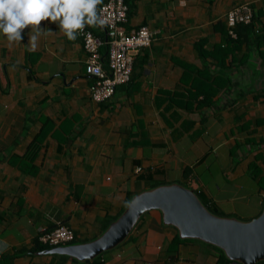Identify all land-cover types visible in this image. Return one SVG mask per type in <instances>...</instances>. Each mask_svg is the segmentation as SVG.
<instances>
[{
  "label": "crops",
  "instance_id": "1",
  "mask_svg": "<svg viewBox=\"0 0 264 264\" xmlns=\"http://www.w3.org/2000/svg\"><path fill=\"white\" fill-rule=\"evenodd\" d=\"M244 1L252 21L232 38L225 14ZM128 5L125 28L146 24L154 33L135 53L130 80L103 101L90 96L78 34L69 40L44 20L34 49L31 27L22 41L0 34V264H238L220 262L212 243L180 237L156 208L88 259L31 250L57 221L77 242L97 237L135 193L163 183L184 184L241 219L263 208L264 0ZM89 27L104 54V27ZM185 62L192 74L206 67L216 73L220 87L210 101L188 97Z\"/></svg>",
  "mask_w": 264,
  "mask_h": 264
},
{
  "label": "water",
  "instance_id": "2",
  "mask_svg": "<svg viewBox=\"0 0 264 264\" xmlns=\"http://www.w3.org/2000/svg\"><path fill=\"white\" fill-rule=\"evenodd\" d=\"M159 209L164 223L174 225L180 237H195L212 243L238 264L264 259V204L250 219L210 211L194 189L170 182L135 193L123 211L97 237L83 242L44 248L43 253H65L88 259L121 242L147 210Z\"/></svg>",
  "mask_w": 264,
  "mask_h": 264
},
{
  "label": "built area",
  "instance_id": "3",
  "mask_svg": "<svg viewBox=\"0 0 264 264\" xmlns=\"http://www.w3.org/2000/svg\"><path fill=\"white\" fill-rule=\"evenodd\" d=\"M97 7L98 14L106 21L102 26L106 32V52L101 53L103 40L88 25L77 34L82 39L86 53L85 72L92 78L90 96L95 101H103L114 94L117 85L130 80L134 55L139 48L150 44L154 30L144 24L127 30L124 22L128 6L124 0H102ZM252 17L253 9L249 2L231 6L225 14L228 34L235 37V25L251 22ZM74 237L70 227L57 221L52 229L41 233L38 239L54 247L72 243Z\"/></svg>",
  "mask_w": 264,
  "mask_h": 264
},
{
  "label": "clouds",
  "instance_id": "4",
  "mask_svg": "<svg viewBox=\"0 0 264 264\" xmlns=\"http://www.w3.org/2000/svg\"><path fill=\"white\" fill-rule=\"evenodd\" d=\"M101 3L102 0H0V34L10 43L22 41L23 30L31 27L35 34L30 35L29 40L34 49L42 34L40 24L48 20L57 23L69 40H75L86 25L105 24L98 14L97 6ZM43 34L47 35V32Z\"/></svg>",
  "mask_w": 264,
  "mask_h": 264
},
{
  "label": "trees",
  "instance_id": "5",
  "mask_svg": "<svg viewBox=\"0 0 264 264\" xmlns=\"http://www.w3.org/2000/svg\"><path fill=\"white\" fill-rule=\"evenodd\" d=\"M124 1H125V3L128 6V8H127V17H128V13L130 11L129 10L130 9V6L128 5V0H124ZM249 23L250 22H248V23H237L235 25V28H234L235 31H236V36L235 37H232L230 35V37H232V38H238V35L240 34V24H249ZM141 25H143V24H141ZM144 25H146V24H144ZM217 47H220V46L218 45ZM217 47H215V48H217ZM106 49H107V45L105 44L104 52H106ZM201 52H203L206 55H211L212 57H214V54H213V50L212 49H206L205 48V49H202ZM184 66H186V68L183 71V75H182V78L181 79H182L183 82H185L183 79H186L187 82H190V89L191 90L188 91V97H191V98H193V99L196 100L197 99V96L200 94L202 96V98H201V100L198 101V103H204V102L210 101V98L217 92V89L220 87V82H218L219 80L216 77V73H213V72L208 71L209 69H207L208 67H206V68H196V73L195 74H192V73H190V71L188 69L191 68V67H193V66L191 64H187V62L184 63ZM186 107H188L187 104H186ZM129 198H130V195H128L125 198V201H124L123 206L126 204L127 200H129ZM201 200L204 203L206 202V201H204V199H201ZM205 205L207 206V208L210 211H212V212H214L216 214L226 215V214L220 212L213 204H208V203L206 204L205 203ZM60 223H63L64 224L63 221H60ZM55 225H56V222H52L51 225L47 226L45 229L41 230L38 233V235L34 238V245L32 246L31 250H40V249H44V248H49L50 247L46 243H43L42 241H40L38 238H39V235L41 233H44V232L52 229ZM178 240H180V238L177 237V236H175L172 241H178ZM72 242H77L76 237H74V239H73ZM219 250H220V253H219L218 259H219L220 262L221 261H229V260H231V259H229L225 255V253L223 252L222 249L219 248ZM3 258H5V257H3ZM258 262L261 263V264H264V259L259 260Z\"/></svg>",
  "mask_w": 264,
  "mask_h": 264
}]
</instances>
